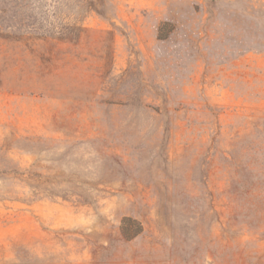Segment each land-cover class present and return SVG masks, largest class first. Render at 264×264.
Instances as JSON below:
<instances>
[{
	"label": "rangeland",
	"instance_id": "rangeland-1",
	"mask_svg": "<svg viewBox=\"0 0 264 264\" xmlns=\"http://www.w3.org/2000/svg\"><path fill=\"white\" fill-rule=\"evenodd\" d=\"M0 264H264V0H0Z\"/></svg>",
	"mask_w": 264,
	"mask_h": 264
},
{
	"label": "trees",
	"instance_id": "trees-1",
	"mask_svg": "<svg viewBox=\"0 0 264 264\" xmlns=\"http://www.w3.org/2000/svg\"><path fill=\"white\" fill-rule=\"evenodd\" d=\"M121 229L125 236L132 237L141 232L142 226L137 220L128 217L122 220Z\"/></svg>",
	"mask_w": 264,
	"mask_h": 264
}]
</instances>
